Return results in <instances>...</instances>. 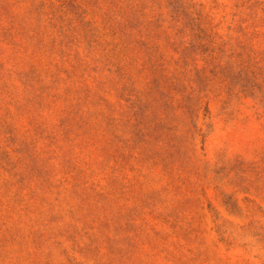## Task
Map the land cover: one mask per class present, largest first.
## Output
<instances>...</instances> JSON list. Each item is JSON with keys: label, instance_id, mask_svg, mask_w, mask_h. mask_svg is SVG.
Here are the masks:
<instances>
[{"label": "rangeland", "instance_id": "374dc122", "mask_svg": "<svg viewBox=\"0 0 264 264\" xmlns=\"http://www.w3.org/2000/svg\"><path fill=\"white\" fill-rule=\"evenodd\" d=\"M0 264H264V0H0Z\"/></svg>", "mask_w": 264, "mask_h": 264}]
</instances>
